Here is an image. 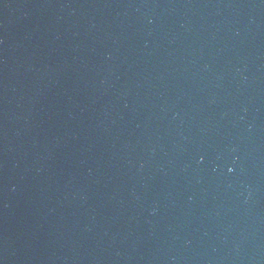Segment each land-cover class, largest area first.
I'll return each instance as SVG.
<instances>
[{"label": "water", "instance_id": "obj_1", "mask_svg": "<svg viewBox=\"0 0 264 264\" xmlns=\"http://www.w3.org/2000/svg\"><path fill=\"white\" fill-rule=\"evenodd\" d=\"M0 264H264V0H0Z\"/></svg>", "mask_w": 264, "mask_h": 264}, {"label": "clouds", "instance_id": "obj_2", "mask_svg": "<svg viewBox=\"0 0 264 264\" xmlns=\"http://www.w3.org/2000/svg\"><path fill=\"white\" fill-rule=\"evenodd\" d=\"M229 171H231V169H229Z\"/></svg>", "mask_w": 264, "mask_h": 264}]
</instances>
